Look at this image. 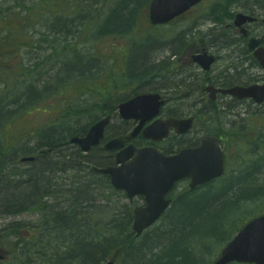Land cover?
<instances>
[{
  "label": "rangeland",
  "instance_id": "obj_1",
  "mask_svg": "<svg viewBox=\"0 0 264 264\" xmlns=\"http://www.w3.org/2000/svg\"><path fill=\"white\" fill-rule=\"evenodd\" d=\"M120 1L98 0V3L89 1L85 6H77L76 0H62L61 2L66 5L74 6L75 4V16L64 20L67 18L47 9L49 7L47 4L52 3V0H0V17L3 18L0 19V101L5 109L14 111L13 121L9 119L8 124L6 123L4 127L6 130L5 139L10 140L9 144L11 143V145H14V142H26L29 146H34L39 142L35 134L48 125H56L60 133H64L68 128H86L88 130L91 118L103 117L105 110L103 108L114 109L126 95L131 96L134 90L136 92H161V90L167 91L176 87L175 95L180 99L169 106L174 107L179 113L198 115L200 118H197L198 127L190 137L204 135L200 123L203 128L208 130V128L216 127L218 120L223 129L225 142H222V147L227 158L226 174L223 178L213 181L211 186L197 192L208 190L220 194L218 195L219 199L212 206L215 209L213 212L215 215L225 205L233 202L232 199L238 200L237 206L241 208L232 211L234 213L232 216L229 215L230 212L224 216L228 223L225 233L230 232L229 227L232 229L237 224L240 229L246 221L264 213V195L261 196L262 198L254 197L256 193H259L258 188L264 187V166L254 168L256 160L264 156V146H262L264 145V104L254 105L249 102L228 104L229 100L219 101L217 109L209 113L210 116H213L214 124L208 123L209 114L204 110L209 105L202 99L205 86L209 80L219 77L232 60L236 61L240 55L247 54L244 47L240 45L234 48L237 52L232 50L231 44L229 46L222 45V34L215 35L211 31L214 22L211 17L212 10L220 3L225 4L223 2L225 0H207L184 17L158 27L153 26L149 20L150 0H132L131 6L126 7V12L133 8L138 1L144 2L142 9L137 13H123L122 7H119L113 14L112 20L117 19L116 22L109 24L111 28L124 30L135 19L131 27L122 34L106 33L104 24L108 13ZM239 1L243 0H233L229 6L232 9L235 8L236 11L238 9L236 3ZM255 1L264 5V0ZM79 9H81V13H79ZM84 14L86 17L83 21ZM57 17H60L61 21L57 27H54L53 24ZM199 27L202 29V33L195 39H204L208 48L215 54L221 55V58L209 71L203 73L201 68L183 65L180 72L186 73V76L180 77L179 72H175L178 63H174L172 59L175 49L172 40H182L179 56L184 57L185 46L190 44L188 42H191V39L194 40L191 37L194 28ZM145 43L148 44L139 46L131 53V56L129 55L135 44ZM150 44L153 46L150 47ZM56 52L59 53L55 54ZM72 57L79 58L85 64H82L78 59L71 60L68 64L74 63V68L66 72L71 73L75 68L83 70L86 68V72L71 73L69 75L71 81L67 84L68 80L64 82L62 69L60 70L63 67L60 61ZM145 57L148 66L155 65L146 72V76H141L137 80L127 75L138 72L137 69L143 66ZM243 64L244 67L238 68L242 80L248 79L247 81L251 82L254 79L250 78L251 75L264 73L261 68L251 70L250 73L246 68L247 63ZM190 71L191 79L188 78ZM111 74L114 75L112 76V79L115 78L114 81L109 80ZM263 78L264 75H262ZM184 90H192V94L190 96L183 95L182 91ZM100 91H103L104 94ZM17 99L18 101L13 103ZM53 104L58 106H53ZM222 105L226 107L225 110L228 113L221 114ZM113 123L121 124L116 113H114ZM114 126L116 127V125ZM112 129H107L108 136ZM182 145H184L183 142L180 143V147ZM78 149V147L69 145L65 147L64 153L70 154L75 151V158H77L82 154L81 150L78 152ZM91 154L92 151L88 153L89 156ZM80 158L82 159V157ZM53 160L58 161V156ZM12 164L11 170L15 174L28 171L32 167L29 162L21 163L20 159ZM61 168L56 167L54 170L56 176L54 182L58 185L57 188L53 187L54 189L51 187V191L57 194L56 197H51V200H48L50 204L60 206L61 196L59 193H62L57 190H71L70 178L75 175L91 179L97 184L95 191H91L96 193L94 202L97 205H115L116 208H119L128 203L126 196L117 194L108 186L106 187L105 180L99 177L100 175L87 176L75 173L73 170H68L69 166L63 167L68 170L66 172L60 171ZM238 173L247 176L244 181L247 182L243 185L232 186L223 192V187L228 180L237 176ZM249 181L250 183L247 184ZM188 189V181H181L176 185L171 195L176 197ZM246 189L252 190V192H247L248 195L254 194L253 192L255 194L251 197H244L242 192ZM135 202L137 205L142 203L140 198H137ZM173 210L175 208L169 210L162 220L152 226L148 236L156 237L163 231L169 230L168 217L172 215ZM191 212L189 207H184L176 212V217L186 218ZM109 218L111 217L107 214L104 219ZM40 220L42 219L37 214L29 212L18 215H0V232H4V236L0 240V250H3L5 254L6 264L13 263L14 255L19 252L15 247L17 235H21L24 241L28 238L35 241L36 238L44 237L45 232L38 235L42 229ZM9 225L11 227L7 229ZM182 226L184 224H181ZM182 231L178 242L180 244L179 251L184 247L185 240L188 241L194 237L186 233L184 229ZM67 235L68 233L66 235L56 234L42 241L46 244L51 243V248L54 249L59 247L56 246V242L60 243ZM146 236L144 233L137 239L138 242H146ZM207 237L209 234L205 236L200 245L196 241L193 243L197 259L199 263L202 262L201 264H213L229 240L222 241L216 236H210L212 238L207 240ZM60 247L62 249V245ZM34 258L35 264H48L43 263L46 260L44 257ZM130 263V261H124L121 264Z\"/></svg>",
  "mask_w": 264,
  "mask_h": 264
},
{
  "label": "trees",
  "instance_id": "obj_2",
  "mask_svg": "<svg viewBox=\"0 0 264 264\" xmlns=\"http://www.w3.org/2000/svg\"><path fill=\"white\" fill-rule=\"evenodd\" d=\"M51 1V0H50ZM62 0H52V4H47L48 10H51L55 14H58L64 18V20H68L75 16V4L66 5L61 2ZM75 1V0H74ZM89 1H93V3H98V0H76V5H83L85 6ZM132 0H121L116 6L108 13V16L105 20L104 24V32L108 33H115V34H122L126 33L127 30L131 27L132 23L135 19L130 22V26L124 30H119L118 28H111L109 27L110 23L116 22L117 19H113V14L118 10L119 7H122L123 13H137L139 10L142 9L144 2H139L133 6L128 12L126 7L131 6ZM233 0H225L223 1L225 4L220 3V5H216L215 8L212 10V14L214 17L222 16V18H228L232 16V11L230 8V3ZM246 1V0H245ZM253 1V0H252ZM79 9V13H81ZM85 14L83 15V21L85 19ZM0 19H3L0 17ZM61 21L60 17H57L53 26L57 27L58 23ZM74 22V21H73ZM75 24V22H74ZM56 29V28H55ZM177 40V39H176ZM148 44V43H147ZM145 44H135L133 49L129 52L131 53L138 48L139 46L147 45ZM152 45L150 44V47ZM56 52L55 54H58ZM83 57V56H82ZM79 58H68L65 61H60L62 66V75L64 82L67 80V84L71 81L69 79V75L73 72H77L79 74L86 72V68L80 69L75 68L73 72L67 73L66 71L72 70L74 68V63L68 64L69 61L75 60ZM130 61V57L128 63ZM81 62V61H80ZM91 61L89 60V63ZM82 63V62H81ZM85 64V63H82ZM71 66V69H69ZM155 65L148 66V61H146V57L143 59V66L138 69L136 73H146L150 68L154 67ZM76 70V71H75ZM134 73L133 75L127 74L129 76L141 77L142 75ZM112 76L109 80L114 81L115 78L112 79ZM124 76V75H123ZM121 76V77H123ZM163 77V76H158ZM73 81V80H72ZM62 84V82H61ZM162 89V88H160ZM102 94L103 91H100ZM14 100L13 103L17 102ZM53 106H58L57 104H53ZM104 114L108 111H111L113 108H103ZM75 116H78L75 114ZM13 121L14 119V111L12 109H5V106L0 101V215H18L24 212H39L40 219V227L42 228L38 235L40 236L43 232L44 237H39L38 240L35 241H28L25 242L21 247H19L20 257L28 258L29 264H34L33 261L28 257V255L32 252L35 246H38L36 253L39 255L44 256L45 252L52 251L49 247L51 243H45L44 239L50 236H54L56 234H64L70 230L71 226L70 222L75 221V264H102L105 260L111 259L114 257L116 259L115 264H121L124 261H128L126 257L122 254V250L125 246H130L132 244L131 239L134 241V232L130 229H121L119 226L124 223L122 219L119 217L124 214L128 215L132 221V210L128 205H123L119 208H116L115 205L108 206L107 204H100L98 206L105 207L108 210V214L111 218L105 220V216L102 218H95L92 216L90 212V208L95 206L92 203L95 200V191L97 184L92 181L91 179H84L80 175H75V209L74 210H65L59 209L58 206L55 204L51 205L48 201L45 200L47 197H52L56 194L51 191V187L57 188V185L54 180L55 176V168L57 166H68L67 162L64 158H70V155L65 154L64 147L71 145L69 139L72 135H83L87 132L86 128L80 129H73L68 128L64 133H60L57 130L56 125H48L39 130L36 133V137L39 140L38 144L34 146H29L26 142H14V145L9 144L10 140L5 139V125L9 121ZM96 120V117L91 118V124ZM10 121V122H11ZM8 124V123H7ZM9 144V145H8ZM264 146V145H262ZM76 147V146H75ZM48 148H51V152H47ZM101 149V150H99ZM80 149H78V152ZM99 151V152H98ZM57 153V154H56ZM41 154H44L43 156ZM100 154V155H99ZM23 156H36L37 160L33 162L31 165L32 167L25 172H17L16 174L11 170L13 164L18 159ZM61 159V162H56L53 158L57 157ZM95 156V157H94ZM80 157H82L83 161H88L89 163H93L94 165L98 166H105L108 164L113 163V154L105 152L102 148L96 147L92 150V154L84 155L75 158V173L78 172V169L81 167L83 163L80 161ZM64 160V161H63ZM86 163V162H84ZM264 166V156L260 159L256 160L254 168ZM54 175H51L53 174ZM92 176H99L97 173L91 174ZM89 176V175H87ZM104 178L105 186L111 188L115 193L123 195L122 192L116 191L112 188L109 184V181L104 176H99ZM247 179V176L243 177H234L231 180H228L227 184L223 187V192L232 186L243 185ZM213 182V181H212ZM207 183L200 187L201 190L207 186H211V183ZM250 181L247 183L249 184ZM54 189V188H53ZM186 191L184 194H181L175 200V205L177 206V210L172 213V218L176 216V212L184 207H189L192 212L189 214L190 221L192 224H202L205 226L207 221H217L219 225L216 229H212L207 231L205 234H209L207 240L212 238L210 236H216V238H220L222 241L228 240L232 238L231 236L234 232L239 228L238 224L234 228H228L230 232H226V224L227 220L224 219V216L228 213L232 216V213L236 210H239L241 207L237 206L238 200L232 199L233 202L225 205L216 215L213 213L215 209L212 207L213 203H215L219 198L218 195L212 193L211 191ZM259 193L253 192L255 194L254 197L262 198L261 196L264 195V187L258 188ZM247 192H252V190L246 189L243 190L242 195L244 197H251L254 194L248 195ZM257 192V191H256ZM63 194H60L62 197ZM236 201V202H234ZM233 211V212H232ZM234 214V213H233ZM170 216V217H171ZM11 225L8 226L9 229ZM225 231H224V230ZM181 227L171 226L170 230L167 232L168 239L162 244L164 245V251L166 252L164 255L166 257L159 256L156 258L158 260L154 261L152 264H174L177 259L186 257V256H193L194 263H196V252L194 249L193 243L195 241L192 238L188 239V241L183 242V248L179 251L178 246L180 245L178 242L182 236ZM185 230V229H184ZM15 231V230H14ZM17 231V228H16ZM186 231V230H185ZM187 233V231H186ZM89 236L91 240L85 241L81 240L83 237ZM189 236V235H188ZM20 237V236H19ZM188 238V237H187ZM15 247H17V242ZM43 247L47 248V250L43 249ZM163 255V256H164ZM15 256V255H14ZM54 254H50L48 252L46 259H52ZM16 260L19 264H21V260L19 257L15 256ZM133 260V258H130ZM138 260L131 262L130 264H149L152 261H149L147 255H143L142 251H138ZM166 262H163L165 261ZM49 262V260H48ZM50 263V262H49ZM202 263V262H201ZM235 264V263H234Z\"/></svg>",
  "mask_w": 264,
  "mask_h": 264
},
{
  "label": "water",
  "instance_id": "obj_3",
  "mask_svg": "<svg viewBox=\"0 0 264 264\" xmlns=\"http://www.w3.org/2000/svg\"><path fill=\"white\" fill-rule=\"evenodd\" d=\"M202 0H151L149 17L153 25L166 24L175 17L185 13ZM254 18L238 13L235 23L238 26L252 21ZM259 39H250L248 47L253 51L259 44ZM255 56L264 67V48L255 50ZM204 69H210L215 61L213 55L204 52L194 56ZM238 98H253L258 103L264 101V83L248 87L235 86L226 91ZM159 93H143L118 105L119 114L125 119L152 118L159 112L163 101ZM110 116L94 123L85 136H75L72 143L78 144L87 153L92 147L100 144L104 138ZM194 118L158 119L144 130V135L154 140L168 135L170 127L179 133L189 131ZM141 125L136 129H140ZM136 132L133 134L136 135ZM105 149L121 150L116 154V166L95 168L97 172L108 174L111 184L117 189H123L130 198L142 194L147 205L135 209L133 229L137 236L144 229L154 224L168 206L170 200L166 195L175 183L183 178L191 177L190 187L205 184L223 175L225 158L216 136H207L197 147H186L175 155H165L153 147L136 148L133 145L124 147L122 138H113L105 144ZM23 162H32L35 157H23ZM3 255H0V259ZM232 262H247L264 264V214L249 221L222 249L215 264ZM108 264H113L109 262Z\"/></svg>",
  "mask_w": 264,
  "mask_h": 264
},
{
  "label": "bare ground",
  "instance_id": "obj_4",
  "mask_svg": "<svg viewBox=\"0 0 264 264\" xmlns=\"http://www.w3.org/2000/svg\"><path fill=\"white\" fill-rule=\"evenodd\" d=\"M173 41V44H174V51H173V56H175V54H178L181 50V45L183 44L182 41H177L175 39L172 40ZM180 48V49H178ZM231 65H233L234 67V71H238V68L240 67H243L242 65H244L243 63H246V61H233L230 62ZM138 70V69H137ZM136 74H140L142 76H146V73H136ZM134 79H137L139 80V77L138 75H135V77H133ZM141 88V87H140ZM139 88V89H140ZM174 88H170L169 90L167 91H163V95H162V98L161 100L163 101V103L161 104L160 108H159V112L154 115L152 118L150 119H147L144 121V123L141 125V122H142V119H136V118H130V119H125L123 117H121L118 113V105L122 102H125V101H128L130 99H132L133 97L139 95V94H143V93H148V92H136L134 90L133 94L131 96H128L126 95L124 97V99H122L118 104H117V108H114L112 109L108 116H110V120H109V124H108V127L109 129L113 128L111 133H110V136H115L116 135H120L122 136L123 138H128V139H133V137H135L137 134H139L140 132L142 133L143 137L145 139H151V137H148V136H145L144 135V130L149 127L151 124H153L156 120L158 119H162L163 117H161L164 113H167V112H170L172 114H175V115H179V114H183V113H179L174 107H170L169 105L171 103H173L174 101L176 100H179V98L176 97L175 95V91L176 90H173ZM173 96L175 97L173 101H171L173 99ZM182 100V99H181ZM171 101V102H170ZM169 106V107H168ZM168 107V108H167ZM226 107L224 106V112L228 113L227 110H225ZM116 113L118 118L119 119H123V120H137L139 121L137 126L135 127V129L133 128V130L129 133L126 134V132L130 129L131 127V124H129L128 121H120L121 124H118V123H113L112 121V114ZM113 118H114V115H113ZM197 118H199V116L197 115L196 116V121L194 123V126L192 127V132L195 130L196 127H198V121H197ZM148 123V124H147ZM206 124V123H205ZM116 125V127L114 126ZM140 129H138V131L136 132V129L139 127ZM115 128H114V127ZM200 128H201V131L202 133L204 134L203 136H200V137H190L191 134L187 135V136H184V137H179V136H176V134H181L177 131H170L169 130V133L168 135L164 136L162 139H167V142L170 143V144H174L176 142H179L182 144V142L184 143V145H182V148H186V147H197L199 146L201 143H202V140L207 137V136H211L212 135V132L210 130H213L214 128H208L210 130H206L205 128L202 127V124L200 123ZM136 132V135L133 136V134ZM127 135L126 137L124 135ZM75 135H72L70 137V142H71V139L74 138ZM113 137V138H115ZM111 138V139H113ZM178 140V141H177ZM71 145L72 147H75V143H72L71 142ZM146 147H150V146H146ZM65 149V147H64ZM158 149V148H157ZM181 149H179L178 151L174 152V153H165L164 151L162 150H159L161 152H163L165 155H175L177 154ZM51 150V148H48L47 152H49ZM42 156L44 154H41ZM70 155V158H64V160L67 162V164H69V169L68 170H73L75 171V151L68 154ZM100 155V154H99ZM95 157V156H94ZM63 160V161H64ZM80 161H82L83 163L81 164V167L78 169V173L80 174H83V175H91V174H94V172H97L95 170V168H102L103 166H98V165H94L93 163H89L88 161H83L81 158L79 159ZM21 163H25L23 162L21 159H20ZM62 160L59 159L58 161L56 162H61ZM86 162V163H84ZM24 165V164H23ZM58 169L62 166H57ZM67 169H60V171H68ZM226 171H227V163H225V168H224V173L223 175L219 176V177H216L214 179L218 180V179H221L225 176L226 174ZM54 175V173L52 174ZM243 177V174L242 173H238L236 177ZM71 181H70V184H71V190H66L64 189L63 191V195L61 197V201L60 202V206H59V209H65V210H74L75 209V176H72L71 178ZM191 180H188V187L190 191H195V190H198L200 189V187L203 185H198L196 186L195 188H191L190 187V184H191ZM176 186L174 185L173 188L168 192V194L166 195V199L167 200H170L168 206L166 207V209L164 210V212L161 214V216L159 217L158 221L162 220L163 217L167 214V212L169 210H171L172 208H175V210L172 211L175 212L177 210V206L174 204L175 203V200L177 199V197L181 194H184L185 192L179 194L178 196L176 197H173L172 192L175 190ZM137 198H140L142 203L140 205H137L135 200H137ZM128 203H126V205H128L131 210H132V221L131 219L129 218L128 215H124L122 214L119 218L122 219L124 221L123 224H121L119 226V228L121 229H126V230H129L130 227L131 229L133 230L135 236H134V241L131 239L132 241V245L130 246H125L124 249L122 250V254L126 257V259L130 262H133L137 259L138 257V251H142V254L143 255H147L148 259H150L149 261H152V260H158L156 258H159V256H162V257H166V255H164L166 252L164 251V245H162L167 239H168V235H167V232L170 230L171 226H179L181 227V224H184V226L181 227V229H185L187 231V233H189V235H192L194 236L192 238L193 241H196L198 242V244L200 245L201 244V241L205 238L206 236V232L209 231V230H212V229H216L217 226L219 225V223L217 221H207L206 225L205 226H202V224H192L190 221V216H187L186 218H182V216H180L179 218H177L176 216H174V218L171 217H168L169 219V223H168V229L167 231H163L162 234H160L159 236H156V237H152V236H148L150 234V229L152 228V226H154L155 224H152L151 226H148L144 229V231L142 232V235H144V233H146V242H142V241H139L137 239H139L140 237L137 236V234L135 233V230L133 229V224H134V220H135V209L137 207H145L147 205V202L145 200V196L142 195V194H139L137 196H134L133 198H130L128 197ZM92 203H94L95 206H92L90 209V212L92 213V216H94L95 218L99 219V218H103L105 215L108 214V210L105 208V207H102V206H98L100 204H96L94 202V200L92 201ZM25 213V212H24ZM29 213H33V214H37L38 216L40 215L39 212H29ZM182 215V214H181ZM186 219L188 220L186 222ZM71 226H69L71 229L70 230H66L67 232L64 233V234H60V235H66L68 233V235L66 236V238L64 240H62L60 243L58 242L57 245L59 247L55 248L54 251H50L48 249V251L45 252V255L42 256V255H39L41 257H44L46 259L47 257V254L48 252L50 254H54L53 258L52 259H46L43 263H48V264H75V221H72V223L70 222ZM3 233L4 232H0V240H2L3 238ZM14 233H18V232H14ZM20 236V237H19ZM23 237L21 235H17V248H18V251L20 252V249L19 247H21L25 242H28V241H33L31 240V238H28L26 239V241H24V239H22ZM39 238H36L35 240H38ZM59 239V238H57ZM61 240V239H59ZM81 240H85V241H88V240H91V238H89V236H85L83 237V239ZM230 240L227 241V243L229 242ZM62 245V249H61V246ZM37 248L38 246H35V248L32 250V252L28 255V257H30V259L33 261V263L35 264L36 262H34V257H39L38 254L36 253L37 251ZM45 247H43L44 249ZM46 249V248H45ZM47 250V249H46ZM19 252L17 254H15V256L19 257V259L21 260V264H29V260L28 258H24V257H20L19 255ZM164 255V256H163ZM14 256V259L15 261L13 263H10V264H19L18 261L16 260ZM48 258V257H47ZM130 258H133L130 259ZM154 260V261H155ZM154 261H152L151 263L149 262V264H152ZM109 262H116V259L111 258V259H108V260H105L104 264H108ZM163 262H166L163 261ZM194 263V257L193 256H186V257H183V258H180V259H177L176 262L174 264H193ZM196 263H199L198 259H197V256H196ZM0 264H6L5 263V257L1 258L0 259ZM173 264V263H172ZM201 264V263H199ZM215 264V262L213 263Z\"/></svg>",
  "mask_w": 264,
  "mask_h": 264
},
{
  "label": "flooded vegetation",
  "instance_id": "obj_5",
  "mask_svg": "<svg viewBox=\"0 0 264 264\" xmlns=\"http://www.w3.org/2000/svg\"><path fill=\"white\" fill-rule=\"evenodd\" d=\"M249 15L253 16L255 18L254 21L248 22L244 25V27L246 28V33H243L241 31V28H238L234 25V20L233 17L230 18L226 23H225V28H224V32L226 33H230V35L232 36V50L236 51L234 48L237 45H240L242 47H244V51L247 53L240 55V57L237 59V61H246V68L250 71L251 70H255V69H260L261 67L257 64L255 58H254V54L253 52H250L248 50V42L250 40V38H255V39H259V45L258 48L260 47H264V9L261 10H255L253 12H247ZM218 29V28H217ZM214 30L215 32H218L220 30ZM202 33V29L199 28H194V33L193 35L197 37V35H200ZM205 51H209L210 53L215 54L214 52H212V50L210 48H208L207 43H205V40L200 38V39H196L191 41V46L188 45L186 46V49L184 50V57L179 56L180 53L175 54V56L172 58L174 63H178V66L176 67V71L175 72H179L180 77L181 76H186V73L183 74L181 71V66L183 65H188L189 67H197V68H201L198 63L193 61V57L194 55L200 54L202 52ZM237 52V51H236ZM241 53V52H240ZM217 56V59L219 60L221 58V55L219 54H215ZM177 56V58H175ZM234 61V60H233ZM234 66L230 65L223 70L222 74L219 77H216L212 80L208 81V84L205 86L204 88V93L202 94V99L207 101L209 108L210 109H215V107L219 104V101L222 100H229L228 104H237V103H245V102H249V103H253L254 105H256V103L254 102L253 99L250 98H238L235 95H232L226 91H228L229 89H232V87L234 86H249L255 83H262L264 82V78L262 79V75H264V73L262 75H251L250 78H254L251 82L246 80H242V78L240 77V71H234ZM244 67V66H243ZM179 69V70H178ZM203 72H205L203 69H200ZM264 71V69H262ZM188 78L191 79V71L188 75ZM262 79V80H259ZM184 80V79H183ZM173 90H177V88H174ZM180 91V90H178ZM192 94V90H189L188 95L190 96ZM174 96L173 99L171 101L174 100ZM170 101V102H171ZM223 106V105H222ZM205 112H207L208 114L210 112H208V108H206L204 110ZM221 114H225L224 112V106L222 107V109L220 110ZM204 114V113H203ZM113 115L112 114V121H113ZM170 116H175V117H189V115L186 114H179V115H175L172 114L170 112L164 113L161 117L163 118H168ZM195 117V121H196V116ZM213 116H210L209 114V118H208V123H213ZM120 121H128L129 124H131L130 129L126 132L129 133L133 130V128L135 129V127L137 126L138 122L137 120H123V119H119ZM148 124V123H147ZM109 128V127H108ZM107 128V129H108ZM210 130V129H208ZM172 132H174V129L171 130ZM212 133L213 132H217L214 133L218 136L220 143L225 142V139L223 137L224 133H223V129L221 128L218 120H217V126L214 127L213 130H210ZM192 133V129L187 132V133H181V134H176V136L179 137H184L187 136L189 134ZM124 135L125 137L127 135ZM115 136H108L107 140L113 138ZM116 137H122L120 135H116ZM123 138V137H122ZM125 140V144L128 145L130 143H133L135 146L137 147H146V146H150V147H156L159 150L164 151L165 153L169 154V153H174L176 151H178L179 149L182 148V146L180 147V143L176 142L174 144H170L167 142V139H159V140H153L151 139H145L142 135V133L140 132L139 134H137L135 137H133V139H128L123 138ZM119 151V149H113L112 150V154H116Z\"/></svg>",
  "mask_w": 264,
  "mask_h": 264
}]
</instances>
